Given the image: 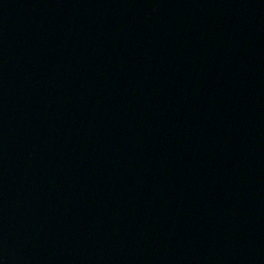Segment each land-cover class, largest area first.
Returning a JSON list of instances; mask_svg holds the SVG:
<instances>
[{
	"label": "water",
	"instance_id": "water-1",
	"mask_svg": "<svg viewBox=\"0 0 264 264\" xmlns=\"http://www.w3.org/2000/svg\"><path fill=\"white\" fill-rule=\"evenodd\" d=\"M0 264H264V0H0Z\"/></svg>",
	"mask_w": 264,
	"mask_h": 264
}]
</instances>
